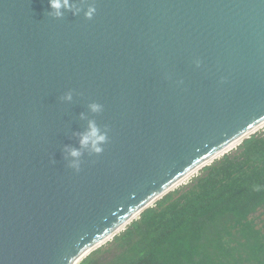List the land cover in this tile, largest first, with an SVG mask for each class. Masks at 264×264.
<instances>
[{
  "label": "water",
  "instance_id": "water-1",
  "mask_svg": "<svg viewBox=\"0 0 264 264\" xmlns=\"http://www.w3.org/2000/svg\"><path fill=\"white\" fill-rule=\"evenodd\" d=\"M73 3L0 0V264L80 260L264 124V0Z\"/></svg>",
  "mask_w": 264,
  "mask_h": 264
},
{
  "label": "trees",
  "instance_id": "trees-1",
  "mask_svg": "<svg viewBox=\"0 0 264 264\" xmlns=\"http://www.w3.org/2000/svg\"><path fill=\"white\" fill-rule=\"evenodd\" d=\"M264 131L145 209L80 264H264Z\"/></svg>",
  "mask_w": 264,
  "mask_h": 264
},
{
  "label": "clouds",
  "instance_id": "clouds-1",
  "mask_svg": "<svg viewBox=\"0 0 264 264\" xmlns=\"http://www.w3.org/2000/svg\"><path fill=\"white\" fill-rule=\"evenodd\" d=\"M48 2L51 9L50 15L56 19L63 18L65 11H72L74 15H78L82 10L80 5L73 3V0H48ZM82 3L87 4V0H82ZM95 14L96 7L88 5L87 11L84 13L86 19L91 20ZM72 98V93L69 92L63 97V100L70 102ZM89 108L93 113H99L102 111V105L97 103L89 105ZM82 119H86V117L82 115ZM107 141V132L102 131L94 120H89L87 130L80 135V148L87 149L96 154H101L104 151L103 145H105ZM66 151L68 152V156L71 158V166L79 169L82 151L75 148L67 149ZM253 190L260 192L264 190V185L256 184L253 186ZM70 264H80V261L78 258L73 257Z\"/></svg>",
  "mask_w": 264,
  "mask_h": 264
},
{
  "label": "bare ground",
  "instance_id": "bare-ground-1",
  "mask_svg": "<svg viewBox=\"0 0 264 264\" xmlns=\"http://www.w3.org/2000/svg\"><path fill=\"white\" fill-rule=\"evenodd\" d=\"M264 126V124L263 125H261L259 128H257V130L258 129H260V128H262ZM237 145H239V142H237V143H234L232 146H230L229 148H227L226 150H224L223 152H221L219 155H217L215 158H213L214 160L215 159H218V158H221V157H223L222 155L224 154V153H227L228 151H230L231 149H233V148H235ZM212 162V160L211 161H209V163H211ZM197 170H199V169H197ZM196 170V171H197ZM195 171V172H196ZM194 172V173H195ZM193 174V172L190 174V175H192ZM190 175H188L187 177H185L181 182L183 183V181H185V180H187L188 179V177H190ZM181 182H179L177 185H179ZM177 185H175V187L177 186ZM138 216L140 215V214H137ZM137 215H136V217H137ZM136 217H134V218H132V219H136ZM131 219V220H132ZM130 220V221H131ZM128 223H129V221H128ZM127 223V224H128ZM127 224H124L120 229H118L116 232L118 233L119 231H121V229H123ZM112 237V236H111ZM108 239H110V236L107 238V239H105V240H103L101 243H99L97 246H96V248L97 247H99L101 244H104ZM93 249H95V248H93ZM93 250H90L88 253H86L84 256H82L81 258H80V262L82 261V260H84V258H86L87 257V255L90 253V252H92Z\"/></svg>",
  "mask_w": 264,
  "mask_h": 264
},
{
  "label": "rangeland",
  "instance_id": "rangeland-1",
  "mask_svg": "<svg viewBox=\"0 0 264 264\" xmlns=\"http://www.w3.org/2000/svg\"><path fill=\"white\" fill-rule=\"evenodd\" d=\"M259 131H264V126H263L262 128H260V129L257 130V132H259ZM257 132H256V133H257ZM239 143H240V142H239ZM237 146H238V145H237ZM233 149H235V148H233ZM201 170H202V169L197 170L195 173H193L192 175H190V177H188L187 180L183 181V183L181 182L179 185H177L176 187H174L171 191H173V190H175V189L181 187L182 185H185V184L189 183L194 177H196V176L200 173ZM171 191H170V192H171ZM161 198H162V197H161ZM161 198H160V199H161ZM158 200H159V199H158ZM154 204H155V202H154L151 206H153ZM139 216H140V215H139ZM139 216H137L136 219H137ZM134 220H135V219H134ZM130 223H131V222H130ZM130 223H129V224H130ZM129 224H128V225H129ZM128 225H127V226H128ZM127 226H125L123 229H121V231H119L118 233H116L113 237H110V239H108V240H107L102 246H106L107 243L110 242V241H112L113 238H114L117 234H119L120 232L124 231V230L126 229ZM102 246H101V247H102ZM101 247L96 248L94 251H96L97 249H99V248H101ZM92 252H93V251H92ZM92 252H90L87 256H89ZM84 259H85V258H84ZM82 261H83V260H82ZM82 261H81V262H82ZM81 262H80V263H81Z\"/></svg>",
  "mask_w": 264,
  "mask_h": 264
}]
</instances>
